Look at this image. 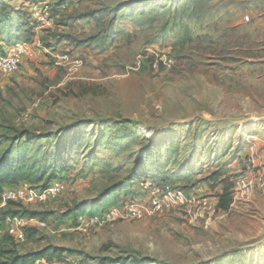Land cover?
Instances as JSON below:
<instances>
[{
  "label": "rangeland",
  "instance_id": "rangeland-1",
  "mask_svg": "<svg viewBox=\"0 0 264 264\" xmlns=\"http://www.w3.org/2000/svg\"><path fill=\"white\" fill-rule=\"evenodd\" d=\"M59 2L47 26L37 0H0V54L31 48L0 71V154L26 130L29 157L49 152L66 185L23 203L48 218L7 219L2 242L62 248L40 264H264V190L238 184L264 168V0ZM148 44L175 64L138 67ZM138 175L208 197L218 217L170 196L155 211ZM112 198L94 222L77 213Z\"/></svg>",
  "mask_w": 264,
  "mask_h": 264
},
{
  "label": "built area",
  "instance_id": "built-area-1",
  "mask_svg": "<svg viewBox=\"0 0 264 264\" xmlns=\"http://www.w3.org/2000/svg\"><path fill=\"white\" fill-rule=\"evenodd\" d=\"M59 0H37L33 10L34 17L44 25H52L54 20L55 9L64 7V2ZM59 4V5H58ZM246 20H250V16L246 15ZM31 54L30 46L24 41H17L10 45L5 53L0 54V71L5 73H12L17 71L23 63L26 56ZM175 64V58L171 52L158 48L155 44H148L145 46L137 58V66H145L155 72L164 69H169ZM244 161L250 163L255 162V154L250 153ZM152 194L151 204L155 211L163 209L165 199L169 196L177 201L189 203L191 208L198 211H209L211 215H216V208L213 206L208 197H199L187 199L186 195L181 189L172 186L171 184L155 183L150 178L144 179L140 182ZM241 186V194L248 195V192H254L255 189L264 190V168H259L254 177H241L238 181ZM66 185L61 179L52 181L47 186H34L29 183H22L16 187H5L0 192V211L7 206L10 201H20L26 204H35L46 202L50 197H54L62 193ZM132 216H142V210L137 206L129 208ZM111 216V212L107 217ZM88 223L94 222L95 217L86 218ZM2 231L0 230V237ZM42 260L36 262L40 264ZM71 264H82L79 260H72Z\"/></svg>",
  "mask_w": 264,
  "mask_h": 264
},
{
  "label": "trees",
  "instance_id": "trees-1",
  "mask_svg": "<svg viewBox=\"0 0 264 264\" xmlns=\"http://www.w3.org/2000/svg\"><path fill=\"white\" fill-rule=\"evenodd\" d=\"M21 137L27 136V139L19 143L15 148H8L0 154V192L5 187H16L22 183H29L34 186H47L56 180L59 164L52 158L49 152H45L42 161L32 160L28 151L33 147L32 136L28 131L19 133ZM23 151V152H21ZM149 176H136L137 180H144ZM133 179V178H132ZM116 198L103 202L100 206L79 210L78 214L87 213L94 217L101 214L105 209L115 205ZM29 218L45 221L48 214L31 210L20 201H10L6 207L0 211V230L5 231L7 219ZM8 237V236H7ZM0 237V264H36L37 261L46 259L48 261L59 257L62 248L53 245H47L41 249L21 253L9 238L2 242Z\"/></svg>",
  "mask_w": 264,
  "mask_h": 264
},
{
  "label": "crops",
  "instance_id": "crops-1",
  "mask_svg": "<svg viewBox=\"0 0 264 264\" xmlns=\"http://www.w3.org/2000/svg\"><path fill=\"white\" fill-rule=\"evenodd\" d=\"M247 198H252V199H254V198H255V195L252 194V192H248Z\"/></svg>",
  "mask_w": 264,
  "mask_h": 264
}]
</instances>
